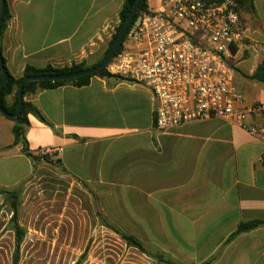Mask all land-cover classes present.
Wrapping results in <instances>:
<instances>
[{"label":"crops","instance_id":"crops-1","mask_svg":"<svg viewBox=\"0 0 264 264\" xmlns=\"http://www.w3.org/2000/svg\"><path fill=\"white\" fill-rule=\"evenodd\" d=\"M6 2L12 18L0 49L7 71L21 78L27 66L99 61L124 0ZM253 2L255 12L242 18L249 39L231 57L235 61L249 52L242 61L250 63L248 75L264 60V0ZM148 5L157 9L160 2L148 0ZM246 79L235 81L247 102H264V84ZM28 99L47 120L29 116L30 152L50 161L34 168L23 145L15 144L14 122L0 116V189L27 186L45 166L50 177L88 184L107 220L142 241L150 255L162 252L179 264H264L263 138L221 118L158 131L152 91L114 78L94 76L87 86L65 85ZM14 101V94L7 97L9 106ZM247 124L264 128V117ZM91 211L96 216L92 197ZM251 222L262 224L230 239L241 224ZM10 232L12 264L15 234Z\"/></svg>","mask_w":264,"mask_h":264},{"label":"built area","instance_id":"built-area-1","mask_svg":"<svg viewBox=\"0 0 264 264\" xmlns=\"http://www.w3.org/2000/svg\"><path fill=\"white\" fill-rule=\"evenodd\" d=\"M159 2V8L148 5L140 13L126 46L106 66L108 73L152 91L158 131L221 118L264 139V128L247 124L264 117V102H247L230 63L233 47L249 39L233 1ZM259 48L255 43L254 50Z\"/></svg>","mask_w":264,"mask_h":264},{"label":"rangeland","instance_id":"rangeland-1","mask_svg":"<svg viewBox=\"0 0 264 264\" xmlns=\"http://www.w3.org/2000/svg\"><path fill=\"white\" fill-rule=\"evenodd\" d=\"M119 25L120 20L100 59ZM249 57V52L244 51L242 57L230 60L237 81H245L243 74L249 71L250 63L242 61ZM37 171L42 176L24 186L21 194L19 223L27 230V236L21 247L20 264H74L84 253L87 257L82 264H151L118 234L102 227L96 208V216L92 215V196L86 188L66 182L60 175L44 174L45 166H39ZM3 200L4 196H0V230L1 224L4 227L0 264H11L14 238L8 230L11 215Z\"/></svg>","mask_w":264,"mask_h":264},{"label":"trees","instance_id":"trees-1","mask_svg":"<svg viewBox=\"0 0 264 264\" xmlns=\"http://www.w3.org/2000/svg\"><path fill=\"white\" fill-rule=\"evenodd\" d=\"M136 1L137 0H124L122 9L119 14L120 25L116 29V33L110 42V47L108 51L103 55V57L99 61L91 65L83 62L79 64L74 63L71 66H65V67L47 66L42 69L27 66L21 78H15L8 72V78H7L6 83L0 86V106L10 114H14L16 112L17 105H18L19 87H20L21 82L27 77L40 76V75H59V74L81 72L84 70L96 68L97 66L102 64L109 50L114 45L116 38L118 34L120 33L123 25L125 24ZM232 1L234 4V9L240 15L241 20L244 15L253 14L255 12V6H254L253 0H232ZM0 5H1V0H0ZM147 9H148V0H142V3L140 4L138 8L136 15L134 16L133 21L128 31L126 32L119 48L117 49L116 55H118L126 46L128 42L129 34L132 31L135 25V22L137 18L139 17L140 13ZM11 18H12V15L10 13V10L6 2L4 17L2 19L1 26H0V39L2 35L4 34V32L7 30V27H8V24ZM232 51L233 53H235L237 51V48L233 47ZM4 64H5V61H4ZM243 75L245 78L251 81L264 84V60L251 75H248V74H243ZM94 76H99V77L107 78V79L114 78L118 81H122L118 77L110 75L107 71V67H105L94 74L82 76V77L72 79L69 81H55V82L41 81V82H27L26 83L24 87V92H23L24 102L22 104L21 112L17 118L11 119V120L14 122L13 134L15 137V144L17 145L21 143L23 145V153L27 155L29 158H31V160L33 161L34 168L37 166L39 162L41 161L49 162L50 160L46 156L37 157L32 152H30L28 141H27V131L30 126L29 116L32 115L43 123H47V120L45 119L41 111L38 109V107L28 98L31 96H34L40 91L49 90V89H53V88H57V87L65 86V85H74L76 87H84L90 84L91 79ZM1 78H2V70L0 68V80ZM13 94H14L15 101L12 106H9L7 103V97ZM0 116H4V115L0 112ZM54 164L61 170L66 171L62 167L60 162H55ZM81 184L92 195L94 205L97 211V217L102 226H105L106 228L118 234L120 238L129 247H134L138 249L139 251H141L142 253L155 259L157 261V264H179L175 262L174 260H172L171 258H166V256L162 252L158 253L157 255H150L149 252L146 250L145 245L142 241H140L139 239L133 236L126 234L120 228L110 223L105 217V215L103 214V212L101 211V208L99 207L96 194L92 191V189L89 187L88 184L84 182H81ZM24 185H25V182H21L19 185H17L14 188L0 189V194L4 196L5 205L9 206L11 212L13 213L10 219V222H9V229H8V230L13 231L15 234V250L13 254L12 264H20L21 246L27 235V230L23 226H21V224L19 223V214H20V209L22 206L21 194H22ZM261 224L262 222H251L247 224H241L236 230V232L230 237V239L235 238L237 235L241 233L248 232L258 227ZM86 257H87V253H84L75 264H82L85 261Z\"/></svg>","mask_w":264,"mask_h":264},{"label":"water","instance_id":"water-1","mask_svg":"<svg viewBox=\"0 0 264 264\" xmlns=\"http://www.w3.org/2000/svg\"><path fill=\"white\" fill-rule=\"evenodd\" d=\"M208 2H217L220 0H205ZM142 3V0H137L134 7L132 8L125 24L123 25L120 33L117 36V39L114 43V45L112 46L111 50L108 52L105 60L102 62V64H100L99 66H97L96 68H92L89 70H84L81 72H75V73H68V74H59V75H40V76H33V77H27L25 78L19 87V92H18V105H17V110L14 114H10L7 111H5L1 106H0V112L7 118L9 119H15L19 116L20 112H21V108H22V104L24 102V87L26 85L27 82H41V81H69L72 79H76L82 76H86V75H90V74H94L98 71H100L101 69L105 68L109 62L113 59V57L116 55L117 49L119 48L126 32L128 31L134 16L136 15V12L140 6V4ZM5 7H6V0H1V5H0V26H1V22L2 19L4 17V12H5ZM0 68L2 70V78L0 80V86L4 85L7 81L8 78V71L7 68L4 64V60H3V56L1 54L0 51Z\"/></svg>","mask_w":264,"mask_h":264}]
</instances>
